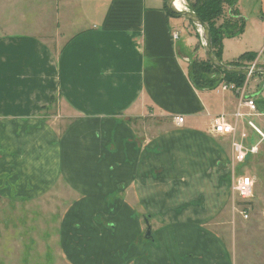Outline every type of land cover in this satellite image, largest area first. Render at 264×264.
I'll use <instances>...</instances> for the list:
<instances>
[{
  "label": "crops",
  "instance_id": "1",
  "mask_svg": "<svg viewBox=\"0 0 264 264\" xmlns=\"http://www.w3.org/2000/svg\"><path fill=\"white\" fill-rule=\"evenodd\" d=\"M261 3L262 18L251 28L244 21L239 36L222 40L221 62L252 53L243 67L261 64ZM32 6L34 28L26 34L34 39L12 36L13 27L0 39V198L64 205L59 247L69 264H169L165 248L152 258L137 248L149 244L130 243L147 227L159 244L171 228L192 229L202 252L178 262L205 263L213 251L205 225L218 214L209 206L218 189L247 175L236 173L231 140L213 134V121L226 116L236 140L245 132V146L258 144L248 160H263L264 75L233 84L255 113L238 109L239 96L217 89L221 83L196 90L187 52L197 40L184 32V18L169 15L166 0H35ZM237 110L243 116L235 120ZM199 202L201 208L193 206ZM99 215L114 224L112 234L95 221Z\"/></svg>",
  "mask_w": 264,
  "mask_h": 264
},
{
  "label": "rangeland",
  "instance_id": "2",
  "mask_svg": "<svg viewBox=\"0 0 264 264\" xmlns=\"http://www.w3.org/2000/svg\"><path fill=\"white\" fill-rule=\"evenodd\" d=\"M8 1L0 0V39L2 35L8 33L10 27H13L11 30L16 34L12 36L16 38L34 39L26 33L33 32L36 14L33 12L32 5L35 0H26L13 7ZM184 1L186 9L189 10L187 1ZM261 6V0H238L237 3L240 15L249 25L253 20L262 18ZM223 7V15L216 22V27L236 20L231 15V7L229 8L228 5ZM227 10L228 16L225 13ZM182 22L185 25L184 32L188 31L197 40L195 48L187 52V58L205 60L199 29L184 19ZM181 33H183L182 30ZM198 54L201 55L200 58ZM263 59L264 55L259 56V63H262ZM223 64L230 65L227 62ZM257 66L260 65L257 64ZM157 127L158 124H155V133ZM221 144L228 152L227 141L224 140ZM236 173L247 174L254 179L253 196L245 205L235 198L231 185L225 190L218 189L216 202L209 206L210 210L217 209L218 214L205 225L212 233L210 237L213 238V251L209 259L202 264H264V159L260 160L254 156L244 164L238 165ZM225 181L228 184V177H225ZM193 206L201 208L203 205L199 202ZM64 207V205L54 204L52 199H45L42 203L41 201H20L17 198L15 200L0 198V264H69L59 247L61 243L59 223ZM243 207L248 212L246 220L239 213ZM134 210L138 212L139 208L135 207ZM95 221L105 225L111 234L114 232V224L105 222L102 215L97 216ZM151 227H155V224ZM205 229L203 231L207 235V229ZM191 231L192 229L187 232L182 227L171 228L162 244H159L157 235L154 233L151 234L153 242L147 240L145 232L140 234L142 239L138 240L137 237L130 243L135 246L141 243L149 244L151 249L144 244L137 248L140 252L147 249L148 256L152 258L163 256L161 248H165V257L168 258L169 264H179L178 260L184 254L202 252L201 244L195 247V235L189 234ZM118 257L122 258V255L119 254Z\"/></svg>",
  "mask_w": 264,
  "mask_h": 264
},
{
  "label": "trees",
  "instance_id": "3",
  "mask_svg": "<svg viewBox=\"0 0 264 264\" xmlns=\"http://www.w3.org/2000/svg\"><path fill=\"white\" fill-rule=\"evenodd\" d=\"M189 10L195 13L199 19L205 23L211 35L212 53L215 58L221 62L222 40L224 38H233L239 36L244 29V19L239 16L235 7L238 0H186ZM224 5L231 7V15L236 20L225 22L224 26L216 27V22L223 15ZM172 17L180 18L171 14ZM191 23V22H189ZM192 24V23H191ZM255 55L245 53L230 64L233 67H243L242 62L245 60L252 61ZM244 75H230L214 68L207 60H190L188 65V78L191 85L196 90H214L220 83L234 84L236 87L243 85ZM248 161V157L247 160ZM151 238L148 237L147 239Z\"/></svg>",
  "mask_w": 264,
  "mask_h": 264
},
{
  "label": "built area",
  "instance_id": "4",
  "mask_svg": "<svg viewBox=\"0 0 264 264\" xmlns=\"http://www.w3.org/2000/svg\"><path fill=\"white\" fill-rule=\"evenodd\" d=\"M173 38H177V35H173ZM261 54L264 55V48L261 52ZM257 65V63L252 64L251 66ZM260 66H264V61L261 64H258ZM220 91H231L236 92L239 96V104L238 109L242 106L247 108L251 113H255V106L251 99H246L244 96H242L243 89L236 88L233 84H226L221 83L218 88ZM242 113L237 110V112L234 114L235 120L242 117ZM184 121V118L181 116H176L174 118V122L176 125H182ZM247 125L252 131H254L256 134L261 136L259 130L257 127L250 121L247 122ZM212 132L213 134L219 135V136H227L230 138V149L232 153V165H241L244 164L247 160V157L255 155L258 152V144H253L250 146H245L244 142L247 140V134L245 132L239 133V140H236V132L237 128L235 124L230 122L226 116L220 115L216 117L213 121L212 125ZM262 138H264L262 136ZM253 186H254V180L247 176V175H239L237 177H233V183L231 186L233 195L235 198L240 201L242 204H247L250 198L253 196ZM241 217L246 220L248 218V212L245 207H243L239 211Z\"/></svg>",
  "mask_w": 264,
  "mask_h": 264
},
{
  "label": "water",
  "instance_id": "5",
  "mask_svg": "<svg viewBox=\"0 0 264 264\" xmlns=\"http://www.w3.org/2000/svg\"><path fill=\"white\" fill-rule=\"evenodd\" d=\"M176 0H166V9L173 15H176L180 18H184L186 21L191 22L195 25L200 32L202 38V45L204 51L205 60H207L214 68L220 70L226 74L234 75H264V66H248V67H233L225 65L222 62L218 61L212 53L211 47V35L210 31L205 23H203L199 17L190 10H178L175 8ZM147 223V221H145ZM150 228L147 227L146 237H150Z\"/></svg>",
  "mask_w": 264,
  "mask_h": 264
},
{
  "label": "bare ground",
  "instance_id": "6",
  "mask_svg": "<svg viewBox=\"0 0 264 264\" xmlns=\"http://www.w3.org/2000/svg\"><path fill=\"white\" fill-rule=\"evenodd\" d=\"M184 2H185L184 0H176L174 5L175 8L178 10H187L186 9L187 6L184 4Z\"/></svg>",
  "mask_w": 264,
  "mask_h": 264
}]
</instances>
